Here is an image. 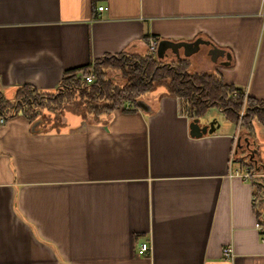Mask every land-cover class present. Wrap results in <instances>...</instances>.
<instances>
[{
	"label": "crops",
	"instance_id": "1",
	"mask_svg": "<svg viewBox=\"0 0 264 264\" xmlns=\"http://www.w3.org/2000/svg\"><path fill=\"white\" fill-rule=\"evenodd\" d=\"M145 38L209 42L189 57H158L157 46L155 56L264 101V0H0V93L54 90L104 54H144ZM212 45L230 58L212 60ZM143 101L150 111L117 109L99 123L67 111L60 124L21 114L0 124V264H264L260 188L230 176L237 136L264 171L254 127L193 137L183 98L157 88ZM142 242L150 251L138 256Z\"/></svg>",
	"mask_w": 264,
	"mask_h": 264
},
{
	"label": "trees",
	"instance_id": "2",
	"mask_svg": "<svg viewBox=\"0 0 264 264\" xmlns=\"http://www.w3.org/2000/svg\"><path fill=\"white\" fill-rule=\"evenodd\" d=\"M148 39L145 38L147 43ZM188 67L186 59L160 61L148 50L142 55L107 53L86 66L68 70L54 90L40 91L22 85L15 89L13 101L0 93V116L21 112L32 125L38 121L60 124L65 112L70 111L99 123L115 110L127 109V105L138 108L143 96L163 88L167 95L186 101L191 119L204 115L210 106H217L226 119L237 122L244 107L241 123L255 119L264 124V101L245 96L215 73H190ZM90 71L94 79L87 83L84 77ZM108 71H119L123 82L115 83Z\"/></svg>",
	"mask_w": 264,
	"mask_h": 264
},
{
	"label": "built area",
	"instance_id": "3",
	"mask_svg": "<svg viewBox=\"0 0 264 264\" xmlns=\"http://www.w3.org/2000/svg\"><path fill=\"white\" fill-rule=\"evenodd\" d=\"M97 11L101 12L105 9L104 6L100 5L97 6ZM156 46L157 41L155 39H150L148 41V51L150 53L156 52ZM85 81L87 83L92 82L94 79V73L93 71H90L85 77ZM246 96V94H245ZM13 101V99L11 100ZM127 108H131V106L127 105ZM21 114V112H16L13 115ZM12 115V116H13ZM244 115V107L239 113L238 116V122H237V129L239 130L241 128V120ZM8 116H0V124H2ZM239 137L237 136L235 138L234 147L231 152L230 156V166H232V172H230V176H238L244 181H251L254 185H257L260 190L257 192V194L253 197V202L255 205V214H256V222L254 223V227L260 234V239L264 241V184H260L258 179L260 177V172L258 169L256 170V166L252 163H243L242 158L240 157L239 153ZM234 167V168H233ZM150 251V245L147 242H142L137 250V255L142 256L144 254H147ZM222 254L227 260H232L234 258V251L232 246H225L222 249Z\"/></svg>",
	"mask_w": 264,
	"mask_h": 264
},
{
	"label": "water",
	"instance_id": "4",
	"mask_svg": "<svg viewBox=\"0 0 264 264\" xmlns=\"http://www.w3.org/2000/svg\"><path fill=\"white\" fill-rule=\"evenodd\" d=\"M201 44H209V42H207L201 38H197V39L190 41V42L161 40L158 43L156 54L158 57H161L163 55L164 51L167 48H169L173 51V53L176 55L177 58H180L179 49H182L183 55L185 57H189L191 54H193L199 50ZM209 54L211 56V59L214 61L219 56H223L225 54H226L227 59L230 58L228 53H226L223 49L218 48L217 46H214V45L211 46V48L209 50ZM228 64H229V62L223 63V65H228ZM138 107L144 111H150V108L147 106V104L143 100L138 102ZM38 122H35L33 124V126L37 125ZM218 127H219V124L217 123L216 120H211V121H208L206 123H202L200 117L193 118L189 124L190 135L193 137H201V136L206 135V134H211ZM254 152L257 155L259 154L258 150H256V149H254ZM255 168H256V170L258 169V167H255Z\"/></svg>",
	"mask_w": 264,
	"mask_h": 264
},
{
	"label": "rangeland",
	"instance_id": "5",
	"mask_svg": "<svg viewBox=\"0 0 264 264\" xmlns=\"http://www.w3.org/2000/svg\"><path fill=\"white\" fill-rule=\"evenodd\" d=\"M148 50V48H147ZM108 76L115 81V83L121 84L123 82L121 73L119 71H108ZM152 93V92H151ZM149 94L143 96V99L148 96ZM245 102V101H244ZM242 110V109H241ZM202 120L207 119L208 121L216 120L217 123L221 126H229L230 128H234V126H237V122L231 121L226 119V116L223 112H221L217 106H210L204 115L200 116ZM50 124H53L51 121H49ZM241 128L248 127L252 125L254 127V130L256 131L257 136L260 138L261 141H264V130L262 129V125L258 123L255 119H250L248 123H241ZM41 125H44L43 123ZM263 152L262 155L264 157V146H263ZM238 153L240 157L242 158L243 163H249L250 160L248 159V153L244 150V148L240 145V148L238 150ZM260 184H264V171L260 173V177L258 179ZM256 187H258L256 185ZM258 192V191H257Z\"/></svg>",
	"mask_w": 264,
	"mask_h": 264
},
{
	"label": "flooded vegetation",
	"instance_id": "6",
	"mask_svg": "<svg viewBox=\"0 0 264 264\" xmlns=\"http://www.w3.org/2000/svg\"><path fill=\"white\" fill-rule=\"evenodd\" d=\"M248 148H249V149H248ZM244 149H246L245 151L249 150V152H247V153H248V159H249V160H252V159H253V156H252V148H250L249 145H247V146L245 145V146H244ZM250 151H251V152H250ZM253 151H254V150H253Z\"/></svg>",
	"mask_w": 264,
	"mask_h": 264
}]
</instances>
